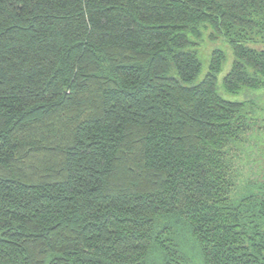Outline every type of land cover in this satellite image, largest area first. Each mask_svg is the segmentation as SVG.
<instances>
[{"label":"trees","instance_id":"16d2710c","mask_svg":"<svg viewBox=\"0 0 264 264\" xmlns=\"http://www.w3.org/2000/svg\"><path fill=\"white\" fill-rule=\"evenodd\" d=\"M0 264H264V0H0Z\"/></svg>","mask_w":264,"mask_h":264},{"label":"rangeland","instance_id":"374dc122","mask_svg":"<svg viewBox=\"0 0 264 264\" xmlns=\"http://www.w3.org/2000/svg\"><path fill=\"white\" fill-rule=\"evenodd\" d=\"M223 48V47H222ZM224 51L226 52L227 51V49L226 48H224ZM203 53V55H204V57H206L207 58V56H208V51H207V49H204V51L202 52ZM205 58V59H206ZM202 63H203V71L205 70V66H206V64H205V62H204V59L202 58ZM227 64H226V66H225V68H227Z\"/></svg>","mask_w":264,"mask_h":264}]
</instances>
